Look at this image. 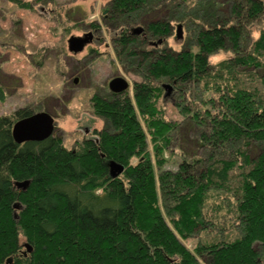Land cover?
Here are the masks:
<instances>
[{
  "label": "trees",
  "instance_id": "16d2710c",
  "mask_svg": "<svg viewBox=\"0 0 264 264\" xmlns=\"http://www.w3.org/2000/svg\"><path fill=\"white\" fill-rule=\"evenodd\" d=\"M9 1L33 9L50 0ZM152 8L147 39L132 38L129 26ZM168 8L179 9L196 50H146L169 36V19L159 17ZM263 14L264 0H110L105 22L121 29L112 34L117 59L141 80L133 97L95 94L105 126L70 150L54 136L15 142L13 125L32 109L0 115V264H264V30L244 43ZM222 50L232 56L212 63ZM165 81L180 96L198 95L182 111L204 154L182 153L176 168L160 170L181 123L159 106ZM111 162L124 167L116 178ZM220 222L224 237L194 251L182 242Z\"/></svg>",
  "mask_w": 264,
  "mask_h": 264
},
{
  "label": "rangeland",
  "instance_id": "374dc122",
  "mask_svg": "<svg viewBox=\"0 0 264 264\" xmlns=\"http://www.w3.org/2000/svg\"><path fill=\"white\" fill-rule=\"evenodd\" d=\"M109 2L110 0H50L34 5L33 9H23L9 0H0V86L5 88V100L0 101V115L12 114L27 107L34 113H50L57 122L53 136L61 138L63 146L69 150L86 138L93 137L95 130L104 128L105 122L95 115L91 98L97 93H111L109 82L115 77H123L129 82L127 92L133 97V84L141 80V75L133 72L127 64H120L117 59L112 34H118L121 29L106 24L103 19ZM156 9L145 11L139 24L134 23L131 27H144L145 21L157 17ZM178 10L168 8L163 14H158L160 18L169 19L171 24L169 36L159 47L176 52L186 48L196 50L193 30L184 25V22L178 21ZM93 24L102 25L97 30L95 41L86 45L80 53L70 52L69 39L94 32ZM179 25H182L181 40L177 39ZM263 30L264 14L249 26V40L246 41V38L244 43L257 39ZM145 48L150 50L148 44ZM231 56V51L222 50L211 55L210 61L216 64ZM75 79H78L77 83L74 82ZM249 83L251 85V81ZM162 84L170 85L166 81ZM165 93L167 97L159 106L162 105L167 120L181 123L175 141L164 154L167 161L160 170L176 168L182 153H195L198 157L204 154L195 143L189 122L184 121L186 112L182 111L183 104L185 106L190 99L198 100V95L191 90L181 96L176 91L169 92L167 89L164 90ZM142 124L147 133L148 150H153L146 123L142 121ZM217 200L221 199L209 200V211L218 206L220 202ZM20 209L21 207L15 208L14 216L19 215ZM226 226L228 225L220 222L209 230L197 229L191 238L182 242L189 250L194 251L201 244L224 237ZM20 240L25 244L24 237ZM24 252L29 253L27 248Z\"/></svg>",
  "mask_w": 264,
  "mask_h": 264
},
{
  "label": "water",
  "instance_id": "95a60500",
  "mask_svg": "<svg viewBox=\"0 0 264 264\" xmlns=\"http://www.w3.org/2000/svg\"><path fill=\"white\" fill-rule=\"evenodd\" d=\"M182 25L177 28V39H182ZM141 32L142 29H137ZM94 35L93 33H87L83 37H72L68 41L69 51L72 53H80L84 50L86 45L92 41ZM75 83L78 79L74 80ZM129 82L123 77H115L109 82V90L113 94H122L129 89ZM165 88L170 92L172 87L170 85H165ZM56 129V121L54 117L48 112L41 111L33 113L32 115L18 120L12 128V134L15 142L17 144H23L26 142H43L53 136ZM110 173L111 176L116 178L120 173H122L124 167L115 162L110 163ZM29 185L28 181L17 183L16 186L22 190H25ZM15 208L19 209L20 204H15ZM15 218H19L15 215ZM28 252L32 251V248L26 244ZM26 254V252H24ZM12 259L8 260V264H11Z\"/></svg>",
  "mask_w": 264,
  "mask_h": 264
},
{
  "label": "flooded vegetation",
  "instance_id": "af4514ba",
  "mask_svg": "<svg viewBox=\"0 0 264 264\" xmlns=\"http://www.w3.org/2000/svg\"><path fill=\"white\" fill-rule=\"evenodd\" d=\"M104 14H106L105 16H103L104 18V20H106L107 18H108V16H109V8H108V10H106L105 11V13ZM146 22V21H145ZM99 26H102L101 24H98ZM136 25H138V24H136ZM134 26V25H133ZM94 28V27H93ZM129 33L132 35V38H137V39H139V38H142V39H144V40H146L147 39V37H146V34H147V29H146V26L144 25V27H142V26H140L139 28H134V27H131V26H129ZM137 29H142V31L141 32H138L137 31ZM97 28H94V32H91V33H93V35H94V37H93V39H92V41H90V43H92V42H94L95 41V39H96V37H95V35H96V33H97ZM90 33V32H89ZM155 40V39H154ZM152 41L151 39L150 40H148L147 41V44L150 46V50H147V51H149V52H155V49H157L158 47H159V45H161V44H163V42H164V40H158V41ZM113 41V40H112ZM89 43V44H90ZM56 125H57V122H56ZM57 128V127H56Z\"/></svg>",
  "mask_w": 264,
  "mask_h": 264
}]
</instances>
